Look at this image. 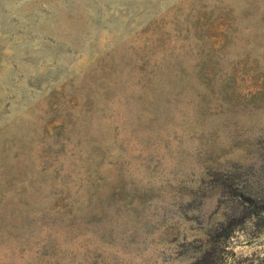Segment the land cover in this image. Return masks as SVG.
<instances>
[{"label": "rangeland", "instance_id": "1", "mask_svg": "<svg viewBox=\"0 0 264 264\" xmlns=\"http://www.w3.org/2000/svg\"><path fill=\"white\" fill-rule=\"evenodd\" d=\"M245 187L264 0H0V264H195Z\"/></svg>", "mask_w": 264, "mask_h": 264}, {"label": "trees", "instance_id": "2", "mask_svg": "<svg viewBox=\"0 0 264 264\" xmlns=\"http://www.w3.org/2000/svg\"><path fill=\"white\" fill-rule=\"evenodd\" d=\"M247 215L255 227L259 225L260 220H264V191H252L245 187L237 193V203L233 213L208 231L195 264H264V255L243 258L232 251H227L236 231L234 223L237 217ZM263 228L264 226L260 227V231Z\"/></svg>", "mask_w": 264, "mask_h": 264}]
</instances>
